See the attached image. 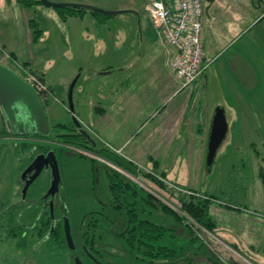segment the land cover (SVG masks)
<instances>
[{
	"label": "rangeland",
	"instance_id": "obj_1",
	"mask_svg": "<svg viewBox=\"0 0 264 264\" xmlns=\"http://www.w3.org/2000/svg\"><path fill=\"white\" fill-rule=\"evenodd\" d=\"M10 1L0 0V59L14 62V66H9L15 71L27 68L38 74L8 54L10 50L21 51L24 57L32 53L36 68L43 71L50 84L68 78L65 73L68 64H86L72 91L74 115L97 143V148L103 149L101 156L128 167L133 174L130 175L131 171L127 174L120 166L110 168L100 158L80 148L56 146L61 152L58 156L63 175L62 195L69 204L66 215L76 249L62 251V245L47 243L18 249L25 244L10 234L0 242V264H75V257L81 264H91L79 250L82 221L100 209L96 191L91 188L93 161L109 171H117L134 184L133 194L119 189V201L125 206L140 204L139 210L144 208L154 213L153 217L162 228L158 234L163 235L157 242L148 243L164 247H153L149 251L157 254L158 260L168 262L166 264H257V260L247 259L234 244L228 245V251L223 247L225 238L223 243L218 242L215 231L230 228L239 237L248 228L247 224H251L245 219L264 221L261 175L264 170V17L261 18L264 0H249L254 2L256 10L249 7L248 11L239 13L226 10L224 2L218 4L223 0L202 1L201 24L202 20L206 21L209 30V37L204 36L202 25V38L209 66L203 76L183 89L179 88L180 82L169 67L173 49L165 42L160 30L153 26L145 9L148 0H49L121 11L103 19V14L96 15L101 19L96 30L102 36L97 44V47L101 45L102 53L92 59L93 63L90 58L84 61V57L80 59L77 55L71 60L73 53L72 58L68 57L64 35L66 24L56 8L39 4L23 6L15 0ZM214 3L220 13L219 19L208 10ZM24 16H27L26 27ZM146 25L153 38H150V44L143 32ZM86 30L92 31L91 20L86 21ZM117 30L124 31L123 43L113 37ZM211 42L215 43L214 46ZM116 44H120L117 51ZM100 63L120 67H114L107 75L102 71L96 73L94 68ZM163 96L165 99L160 109H155ZM95 101L105 106L103 113L98 107L94 111V105L90 106ZM41 102L50 137L61 140L57 138L59 135L74 130L67 109V96L62 98L49 89ZM218 106L225 111L228 131L207 172L208 125ZM58 124L64 127L57 131L55 125ZM21 145L28 144L24 145L20 140H0L1 198L10 194L9 190L14 187L17 174L26 161L27 148ZM103 193L99 191L97 196L101 198ZM197 200L208 204L207 219L213 222L209 223L213 225L211 231L195 222L183 208L184 204H195ZM152 204L166 206L178 219L157 208L153 210L149 206ZM213 206L217 207L214 214L210 212ZM142 216L151 218L148 213ZM114 219L119 221L116 228L121 232L124 217L118 213ZM101 232L104 245L101 249L105 251L101 254V262L145 264L137 255L146 248H134L130 254L124 246V237L120 243H114L111 236ZM241 236L246 237L245 234ZM27 243H31L30 239ZM89 244L88 247L92 246ZM165 251H173V255L167 254L172 258L166 256ZM251 252L254 253V249Z\"/></svg>",
	"mask_w": 264,
	"mask_h": 264
},
{
	"label": "flooded vegetation",
	"instance_id": "obj_2",
	"mask_svg": "<svg viewBox=\"0 0 264 264\" xmlns=\"http://www.w3.org/2000/svg\"><path fill=\"white\" fill-rule=\"evenodd\" d=\"M0 120V140H20L24 145L25 143L28 144L25 145L26 147L21 145L23 146L22 148H27V158L23 167L17 174L14 187L10 188V194L7 197H0V242H4L5 238L7 239V235L13 234L19 243L25 244L23 247H18V249L27 248L28 246L33 245L37 246L38 243H47L48 245L59 243V245H62V251H65L64 249L68 247L64 237L63 223L64 218H67L66 212L69 209V204L66 203L67 199L62 195L63 175L60 166L61 161L58 156L61 152L56 150V146L63 148L67 147V149L80 148L79 150L100 158L102 160L100 161L110 168H114L113 166L118 167V165L114 160L110 161L101 156L104 152L103 149L97 148V143L82 128V125L81 128L87 135H83L80 132V129L72 124L74 130L62 134L66 137L63 138L67 142L66 143L62 140L50 137V131L45 137L23 136L21 134L16 136L10 134L2 114ZM70 137L75 138L72 139ZM49 151L54 152L58 163L61 179L58 191L54 196L48 195L45 197L50 185L51 175L50 169L43 168L39 176L30 184L25 194H23L25 181L31 174H27L26 178L22 180L20 178L21 173L37 155L46 154ZM92 168L93 177L91 179V188L93 191H96V199L100 209L85 216L86 219L84 222L82 221L81 225L83 226H81L80 230L81 246L79 253L94 264L96 263L92 258L104 264L100 261L102 258L101 254L105 253V251L101 249V246H104L101 243V231H105L111 236V240L114 243H120L122 237L126 238L123 232H125L129 223L127 220L122 222L123 228L121 232L116 228L119 221L115 220L114 217L119 213V198L116 193L112 194L111 192L112 188H114L119 182L123 187H125L126 184L128 185V180H125L117 171L113 169L109 171L108 168L94 161L92 163ZM123 171L129 174L125 169H123ZM99 191L102 193L104 192L101 198L97 196ZM2 200H5V202ZM56 235L58 237H56ZM28 239H30L31 243H27ZM89 243L92 246L88 247ZM74 248L76 249L75 244Z\"/></svg>",
	"mask_w": 264,
	"mask_h": 264
},
{
	"label": "water",
	"instance_id": "obj_3",
	"mask_svg": "<svg viewBox=\"0 0 264 264\" xmlns=\"http://www.w3.org/2000/svg\"><path fill=\"white\" fill-rule=\"evenodd\" d=\"M41 5L49 8H83L86 10L97 11L102 14L115 15L121 11H107L91 5L72 2H51L49 0H39ZM206 2L212 0H204ZM77 81V76L71 81L67 92V109L71 115L72 124L80 129L83 135H87L81 128V123L74 115L72 103V91ZM0 112L7 126L8 132L13 135L23 136H47L49 126L47 122L44 106L33 88L18 76L11 68L0 64ZM228 125L225 111L218 106L214 109L209 122L208 138L206 145L205 167L208 172L214 162L217 150L226 137ZM50 169V185L45 197L54 196L58 191L61 182L58 163L54 152L37 155L33 161L21 173L20 178L24 180L27 174H31L25 181L23 194H25L30 184L39 176L41 170ZM33 172V173H31ZM63 232L67 247L74 249V242L71 235L70 225L67 218H64ZM96 264H102L92 258ZM75 264H81L78 257L74 258Z\"/></svg>",
	"mask_w": 264,
	"mask_h": 264
},
{
	"label": "crops",
	"instance_id": "obj_4",
	"mask_svg": "<svg viewBox=\"0 0 264 264\" xmlns=\"http://www.w3.org/2000/svg\"><path fill=\"white\" fill-rule=\"evenodd\" d=\"M14 0H11L10 2H12ZM223 2L226 3V10H231L233 13H239V12H243V11H248V8L251 7V10L255 11L256 7L254 2L249 1V0H223L221 3H218L219 5H223ZM208 10L211 11L212 16H215V18L219 19L220 18V13L218 12V8L216 7V4H212L208 7ZM207 10V11H208ZM264 12V10H263ZM226 13V11H225ZM45 15H50L49 13H44ZM102 14V13H101ZM104 17L103 18H108L110 16L113 15H107V14H103ZM60 16V14H59ZM61 17V16H60ZM264 15L261 17L263 18ZM62 18V17H61ZM260 18V19H261ZM68 19H70L68 21ZM26 20H27V16L23 17V24L26 27ZM63 22L66 24L65 30H64V35L66 37V42H67V54L69 58H72V53H73V58L71 60H74L75 56L77 55L78 58L82 59L84 57V61L88 60L90 58V60L92 61V59L97 58L96 56L99 55L98 57L101 56V45H99L97 47L98 41L101 42L102 36L100 35L101 33H97L96 30V26H98V24H100L99 22H101V19L96 18V15L90 11H85L82 13H78V14H71V15H65L64 18H62ZM87 20H91V26H92V31L90 30H86V21ZM226 20V16L225 19L223 21ZM202 25L204 27V36L209 37V30L206 29V21L202 20ZM202 27V30H203ZM27 30V28H26ZM150 29L148 28V25H146L145 29L143 30L144 35H146V39L147 43L150 44V41L153 39L152 36L150 37ZM224 29H222L223 31ZM222 33V32H221ZM220 33V34H221ZM115 39H120L123 43L124 41V31L120 30V32L117 30L113 36ZM156 36L154 35V38ZM211 39L213 36H210ZM152 38V39H150ZM157 38V37H156ZM145 39V40H146ZM150 39V40H149ZM30 41V39H29ZM202 41H204V39L202 38ZM213 41L216 43L217 40L216 38H213ZM90 43V45H89ZM213 42H211V46H214ZM120 47V44H116L115 48L116 51L117 49ZM204 51H205V57L207 56V52H206V46L204 45ZM21 52V51H19ZM16 52L15 50H10L8 52L9 56H11V58L16 61L19 64H25L28 67H30L32 70L36 71L38 74L42 75L44 81L46 82L47 86L49 89H52L56 94H58L60 97H64L67 96V92H68V86L66 89V85L69 83L70 81L73 79L74 76H77V81L80 78V76L82 75V71L84 70V68H86V64H77V65H73V63H70L67 65V73L68 78H63L61 81L55 83V84H50L49 82H47V80L44 78V74L42 70H38L34 64V55L31 53L29 56H25L23 55V53H19ZM173 53V52H172ZM172 56V55H171ZM1 58V56H0ZM93 63V61H92ZM0 64H3L11 69H13L12 67L9 66V64L14 66V62L11 61H2L0 59ZM89 65H93L91 63H89ZM114 67H120L119 65L117 66H113V65H107V66H103L101 63L96 66L94 68V71H102V72H106L104 74H109L111 73V71L114 70ZM129 67V65L127 66ZM104 74H99V75H104ZM204 75V74H203ZM202 75V76H203ZM76 81V82H77ZM76 85V83H75ZM164 96L161 98V102L159 104H156L154 107L155 109H160V105L162 103V101L164 100ZM94 105V111H96L95 107H98V111L103 113V110H105V106H102L99 102H92L90 104L91 107H93ZM96 122V120H95ZM210 122V120H209ZM101 123V120H100ZM209 126V125H208ZM214 209H211L210 212L211 213H215V211L217 210V207L213 206ZM227 217V216H226ZM246 223H248V221L251 222V224H247V229H245V231L243 230L242 233H240V235H238L239 237H237L236 232L232 231L230 228L227 229L225 227L219 228L222 229V231H215V233H217L216 237L218 240V242H222L224 241V238L226 240L225 243H227V245L224 243L223 247H225L226 249H228V251H230L229 249V244H234L237 248H239L243 253L244 256L249 259H255L257 260V264H264V221L262 219H245ZM245 225L243 226V228H245ZM216 230V229H214ZM249 231L250 235L252 236H247V232ZM242 234H245L246 237L243 239V236H241ZM236 235V236H235ZM263 236V237H261ZM255 237H257V240L254 239ZM254 239V240H253ZM251 241H253L251 243ZM253 246V248H252ZM250 250V251H246V250ZM251 249H254V253L251 252ZM235 251V250H234ZM235 254V253H234Z\"/></svg>",
	"mask_w": 264,
	"mask_h": 264
},
{
	"label": "built area",
	"instance_id": "obj_5",
	"mask_svg": "<svg viewBox=\"0 0 264 264\" xmlns=\"http://www.w3.org/2000/svg\"><path fill=\"white\" fill-rule=\"evenodd\" d=\"M202 1L148 0L145 6L153 26L173 49L169 67L179 80L180 89L193 84L209 66L202 41ZM13 71L33 88L40 100L48 94L49 88L38 74L27 68Z\"/></svg>",
	"mask_w": 264,
	"mask_h": 264
},
{
	"label": "trees",
	"instance_id": "obj_6",
	"mask_svg": "<svg viewBox=\"0 0 264 264\" xmlns=\"http://www.w3.org/2000/svg\"><path fill=\"white\" fill-rule=\"evenodd\" d=\"M16 3L21 4L23 6H32L35 4H39L41 5V2L39 0H15ZM59 11V14L62 18L65 17V15H71V14H78V13H82L85 11H90L92 13H94L95 15L97 14H101L97 11H91V10H86L83 8H72V7H64V8H56ZM36 40V39H35ZM205 73V72H204ZM203 73V74H204ZM56 126V127H55ZM54 127L56 128L55 130H59L60 128H62V126L64 127V125H55ZM57 138H62L61 140L63 142H66L63 138H66L64 135H59ZM117 160V159H116ZM117 165L122 167L123 169H125L127 172H130L131 169L129 170L128 167L122 166L119 164V162H117ZM131 175L133 174V172H130ZM263 174V175H262ZM262 175V184L264 186V170L261 173ZM119 189H121L122 191H128L131 194L134 193V184H131L128 182V185L126 184L125 187H123V185L119 182L114 188H112V194L114 193H118ZM118 198H120V195L118 194ZM120 200V199H119ZM121 204L119 203V213L124 217V221L127 220L129 225L127 226V229L125 230L124 235H125V244L124 246L126 247V249L129 251L130 254H133V252L131 250H133L134 248L140 249V248H146L145 251H142L141 253H139L138 258L141 259V261H143L145 264H166L168 262H164L161 259H157V257H159L157 254H151V252H149L150 250H152V248L154 247L155 249L159 248H164L161 245H159L157 247V245H150V243L154 242V241H158L161 237H162V233L158 234L159 230H162L161 226L157 223L156 221V217L154 216V213H150L145 211L146 209L141 208V210H139L140 204L137 203H131L128 204L127 206H125L122 201ZM153 210H155L157 208V210H160L163 214L166 215H172L173 217H175L172 213H170L169 209L166 206H155L154 204L149 205ZM208 204L206 203V201L203 200H197L195 204L193 203H187L183 205L184 210L192 217V219L195 222L201 223L203 225L206 226L207 230H213L212 226L213 225H209L213 224V222L211 223V221L207 219L208 217ZM125 209V210H122ZM166 212V213H165ZM148 213V215L151 216V218H146L144 216H142V214H146ZM154 219V220H150V219ZM176 219H178L177 217H175ZM176 221V220H175ZM129 232V233H128ZM56 237H58L56 235ZM156 237V238H154ZM150 242V243H148ZM155 242V243H156ZM55 244V243H54ZM59 244V243H56ZM90 245V244H89ZM166 250V248H165ZM166 252V256H168L169 258H172V255L174 254L173 251L169 252V251H165ZM168 253L172 254V255H167ZM136 258V257H134ZM89 263H92L91 261L88 260Z\"/></svg>",
	"mask_w": 264,
	"mask_h": 264
}]
</instances>
